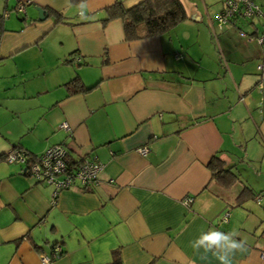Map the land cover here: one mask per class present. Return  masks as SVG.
Here are the masks:
<instances>
[{
  "label": "crops",
  "instance_id": "obj_1",
  "mask_svg": "<svg viewBox=\"0 0 264 264\" xmlns=\"http://www.w3.org/2000/svg\"><path fill=\"white\" fill-rule=\"evenodd\" d=\"M117 1L144 0H0V264H43L57 245L51 264H219L191 247L211 230L246 242L233 264H264V44L240 33L263 32L264 0L263 16L224 27L223 0H183L187 20L135 40L105 21ZM76 76L92 90L69 94ZM53 145L101 161L97 183L55 195L5 159ZM215 156L238 175L230 187Z\"/></svg>",
  "mask_w": 264,
  "mask_h": 264
},
{
  "label": "built area",
  "instance_id": "obj_2",
  "mask_svg": "<svg viewBox=\"0 0 264 264\" xmlns=\"http://www.w3.org/2000/svg\"><path fill=\"white\" fill-rule=\"evenodd\" d=\"M28 3L30 1L20 2L18 9L25 11V6ZM261 16H263V11L256 0H223V8L216 18L218 25L224 27L228 24H234L240 18L255 20ZM241 33L256 38L261 44H264V30L257 36L249 35L243 30ZM259 68L263 69V66L260 65ZM61 127L70 129L66 122ZM137 150L142 155H147L149 152L147 146H140ZM68 156L69 150L65 145H53L39 155H31L23 150H12L5 159L9 162L26 164V171L31 176L38 181L54 185L55 195H58L61 189L72 186L76 181H80L82 185L97 183L99 173L104 167L101 161L84 158L78 163L70 165ZM193 200L192 197H187L185 203L190 205ZM229 214L227 212L225 220H228ZM61 254L62 248L57 245L54 247L52 255H42V263L51 264Z\"/></svg>",
  "mask_w": 264,
  "mask_h": 264
},
{
  "label": "trees",
  "instance_id": "obj_3",
  "mask_svg": "<svg viewBox=\"0 0 264 264\" xmlns=\"http://www.w3.org/2000/svg\"><path fill=\"white\" fill-rule=\"evenodd\" d=\"M84 1L86 0H72L74 4H80ZM105 10L107 13L105 21L113 18L123 19L127 40L157 35L189 18V13L183 0H144L132 7H127L123 2L117 1L106 7ZM47 12L49 15L54 16L57 22L62 21L63 16L59 11L48 8ZM66 88L69 94H75L90 91L93 87H87L83 84L80 76H76L66 84ZM69 164L73 165L74 163L69 162ZM209 167L212 168L214 176L225 187H230L238 179L236 173L229 168L223 167V161L217 156L210 161ZM250 191L249 187H245L237 201L243 203L246 197L249 196ZM117 253L111 264H122V259Z\"/></svg>",
  "mask_w": 264,
  "mask_h": 264
},
{
  "label": "clouds",
  "instance_id": "obj_4",
  "mask_svg": "<svg viewBox=\"0 0 264 264\" xmlns=\"http://www.w3.org/2000/svg\"><path fill=\"white\" fill-rule=\"evenodd\" d=\"M235 235V233L226 234L211 230L202 233L191 243V247L202 258H207L208 254H211L219 261V264H233L236 253L247 250L246 242L236 240Z\"/></svg>",
  "mask_w": 264,
  "mask_h": 264
},
{
  "label": "water",
  "instance_id": "obj_5",
  "mask_svg": "<svg viewBox=\"0 0 264 264\" xmlns=\"http://www.w3.org/2000/svg\"><path fill=\"white\" fill-rule=\"evenodd\" d=\"M36 10L38 11V18L40 20H46L49 18V13L45 7L38 5L36 6Z\"/></svg>",
  "mask_w": 264,
  "mask_h": 264
},
{
  "label": "rangeland",
  "instance_id": "obj_6",
  "mask_svg": "<svg viewBox=\"0 0 264 264\" xmlns=\"http://www.w3.org/2000/svg\"><path fill=\"white\" fill-rule=\"evenodd\" d=\"M16 13V12H15ZM17 14V13H16ZM18 15V14H17ZM250 21H252V20H247V19H244V18H241L240 19V22H244V23H246V22H250ZM228 25H233V24H228ZM240 27H241V25H239ZM259 27H261V26H259ZM242 28V27H241ZM244 30V29H243ZM245 31V30H244ZM240 33H241V31H240ZM244 36V35H243ZM245 36H248V35H245ZM36 56H37V58H39V57H41L39 54L37 55V54H35V58H36ZM32 58H34V56H32Z\"/></svg>",
  "mask_w": 264,
  "mask_h": 264
}]
</instances>
